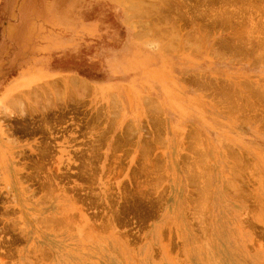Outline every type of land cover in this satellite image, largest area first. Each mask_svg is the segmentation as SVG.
<instances>
[{
  "label": "rangeland",
  "instance_id": "374dc122",
  "mask_svg": "<svg viewBox=\"0 0 264 264\" xmlns=\"http://www.w3.org/2000/svg\"><path fill=\"white\" fill-rule=\"evenodd\" d=\"M0 264H264V0H0Z\"/></svg>",
  "mask_w": 264,
  "mask_h": 264
},
{
  "label": "bare ground",
  "instance_id": "6f19581e",
  "mask_svg": "<svg viewBox=\"0 0 264 264\" xmlns=\"http://www.w3.org/2000/svg\"><path fill=\"white\" fill-rule=\"evenodd\" d=\"M80 82V81H79ZM79 84V83H78ZM69 85H71V84H69ZM81 85H82V83H81ZM84 86V85H83ZM72 87H73V85H72ZM79 87V86H78ZM82 90H83V88H82Z\"/></svg>",
  "mask_w": 264,
  "mask_h": 264
}]
</instances>
